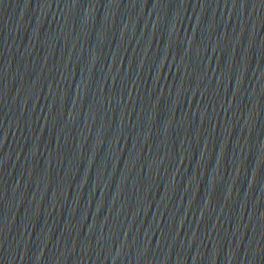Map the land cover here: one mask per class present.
I'll return each mask as SVG.
<instances>
[{
    "label": "water",
    "instance_id": "water-1",
    "mask_svg": "<svg viewBox=\"0 0 264 264\" xmlns=\"http://www.w3.org/2000/svg\"><path fill=\"white\" fill-rule=\"evenodd\" d=\"M264 255V0H41Z\"/></svg>",
    "mask_w": 264,
    "mask_h": 264
}]
</instances>
